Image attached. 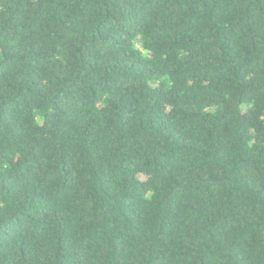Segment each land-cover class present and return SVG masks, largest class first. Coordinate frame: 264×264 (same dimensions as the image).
<instances>
[{
    "label": "trees",
    "instance_id": "trees-1",
    "mask_svg": "<svg viewBox=\"0 0 264 264\" xmlns=\"http://www.w3.org/2000/svg\"><path fill=\"white\" fill-rule=\"evenodd\" d=\"M0 264H264V0H0Z\"/></svg>",
    "mask_w": 264,
    "mask_h": 264
},
{
    "label": "clouds",
    "instance_id": "clouds-1",
    "mask_svg": "<svg viewBox=\"0 0 264 264\" xmlns=\"http://www.w3.org/2000/svg\"><path fill=\"white\" fill-rule=\"evenodd\" d=\"M147 37L144 36L143 34L137 36L136 38V42L133 44V50L140 52V54L144 57V58H148L150 56V52L149 51H141L144 44L146 43ZM40 121L38 120V123Z\"/></svg>",
    "mask_w": 264,
    "mask_h": 264
}]
</instances>
